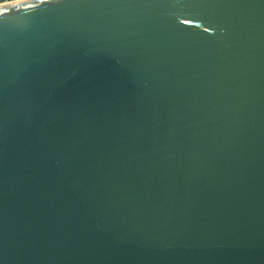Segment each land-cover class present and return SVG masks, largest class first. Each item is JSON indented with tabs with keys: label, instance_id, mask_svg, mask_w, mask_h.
Returning a JSON list of instances; mask_svg holds the SVG:
<instances>
[{
	"label": "water",
	"instance_id": "1",
	"mask_svg": "<svg viewBox=\"0 0 264 264\" xmlns=\"http://www.w3.org/2000/svg\"><path fill=\"white\" fill-rule=\"evenodd\" d=\"M15 1L0 264H264V0Z\"/></svg>",
	"mask_w": 264,
	"mask_h": 264
},
{
	"label": "bare ground",
	"instance_id": "2",
	"mask_svg": "<svg viewBox=\"0 0 264 264\" xmlns=\"http://www.w3.org/2000/svg\"><path fill=\"white\" fill-rule=\"evenodd\" d=\"M31 1H35V0H17L15 2H18V3H24V2H31ZM10 3V2H9ZM5 4H8V3H4V4H0V6H3Z\"/></svg>",
	"mask_w": 264,
	"mask_h": 264
},
{
	"label": "rangeland",
	"instance_id": "3",
	"mask_svg": "<svg viewBox=\"0 0 264 264\" xmlns=\"http://www.w3.org/2000/svg\"><path fill=\"white\" fill-rule=\"evenodd\" d=\"M15 0H0V4H4V3H9V2H13Z\"/></svg>",
	"mask_w": 264,
	"mask_h": 264
}]
</instances>
